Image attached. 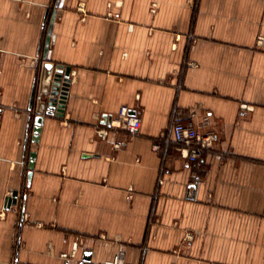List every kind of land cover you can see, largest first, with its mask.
<instances>
[{
  "label": "crops",
  "instance_id": "0c3cea01",
  "mask_svg": "<svg viewBox=\"0 0 264 264\" xmlns=\"http://www.w3.org/2000/svg\"><path fill=\"white\" fill-rule=\"evenodd\" d=\"M55 12L72 81L34 142ZM261 36L264 0H0V264H264ZM123 107L137 136L109 127ZM193 111L217 134L200 169L172 132Z\"/></svg>",
  "mask_w": 264,
  "mask_h": 264
},
{
  "label": "built area",
  "instance_id": "2783aa9c",
  "mask_svg": "<svg viewBox=\"0 0 264 264\" xmlns=\"http://www.w3.org/2000/svg\"><path fill=\"white\" fill-rule=\"evenodd\" d=\"M258 44L259 46H264V36L259 37ZM244 107L247 109V106ZM196 116L197 112L193 111L190 114V119L188 121H176L173 125L172 132L174 140L178 144V150L181 157L191 165L200 169L203 167L205 155L215 147L217 134L211 129V119L208 115L204 117L200 125H196L193 121ZM2 121L3 112L0 109V124ZM109 127L116 130H125L130 136H137L141 132L142 120L138 116L130 115L128 108L123 107L119 112L118 118L111 120ZM98 134L101 138L106 139L109 135V130L103 128L98 131ZM115 147L119 149L121 148V144H117ZM193 177H198L196 172L193 174ZM188 239H192V234L188 236ZM77 249L78 245L74 246L72 254L65 253L62 257H75ZM98 264L130 263L126 261V255L121 251L112 260Z\"/></svg>",
  "mask_w": 264,
  "mask_h": 264
},
{
  "label": "water",
  "instance_id": "95a60500",
  "mask_svg": "<svg viewBox=\"0 0 264 264\" xmlns=\"http://www.w3.org/2000/svg\"><path fill=\"white\" fill-rule=\"evenodd\" d=\"M56 12L53 15L52 23L48 31L46 48L44 53V61L42 62L41 76L37 92H34L33 101L36 99V118L34 128V142H39V136L46 115H63L66 108L69 89L71 86V69L64 66H56V64L48 60L49 46L51 43V35L53 25L56 18ZM111 123V122H110ZM109 123V125H110ZM29 169V181H31L33 170L35 168L36 153H32ZM18 192L15 191L7 198V205L17 203ZM80 264H92L91 253L87 252Z\"/></svg>",
  "mask_w": 264,
  "mask_h": 264
}]
</instances>
